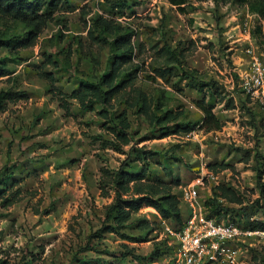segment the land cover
<instances>
[{"label":"rangeland","instance_id":"rangeland-1","mask_svg":"<svg viewBox=\"0 0 264 264\" xmlns=\"http://www.w3.org/2000/svg\"><path fill=\"white\" fill-rule=\"evenodd\" d=\"M125 1L62 0L55 19L34 45L0 49L10 71L0 75V92L26 94L5 100V109L0 110V171L7 168L11 176L0 183V264H179L152 206H143L120 232L105 228L116 191L107 185L109 195L102 196L103 168L139 172L147 162L151 180H180L173 186V193L180 196V185L190 182L206 163L243 199L242 204L224 201L236 209L230 217L247 225L264 221V200L256 203L260 182L264 184V96L247 91L241 78L251 72L253 55L264 66V16H253L236 0H190L185 11L170 0ZM98 15L135 29L136 85L156 97L166 90L165 106L184 111L178 122L196 123L190 134L160 137L136 109L128 108L132 140L119 151L104 141L114 140L107 125L127 109L126 103L117 102L110 118H105L98 113L101 104L85 111L78 100L64 95L87 75L108 69L109 47L88 37L87 24ZM26 30L0 19V38L15 42ZM70 44L73 56L68 63L62 49ZM170 48L183 57L166 79L155 68L165 65ZM47 54L54 56L57 67L47 62ZM93 56L101 61L99 66ZM186 69L196 71L195 80L182 78ZM198 80L216 81L221 95L200 91ZM203 102L214 104L222 128L204 127ZM145 150L156 153L144 160L138 155ZM211 192L215 194L214 185ZM202 194L211 197L207 190ZM244 205L249 207L246 212L238 210ZM182 209L186 217L183 203ZM252 247L247 255H253L252 264H260L257 250L264 242ZM137 255L146 258L136 259Z\"/></svg>","mask_w":264,"mask_h":264},{"label":"trees","instance_id":"trees-1","mask_svg":"<svg viewBox=\"0 0 264 264\" xmlns=\"http://www.w3.org/2000/svg\"><path fill=\"white\" fill-rule=\"evenodd\" d=\"M62 0H0V19L12 20L21 24L27 30L25 34L13 42L9 38H0V49L2 47L17 48L29 47L34 45L43 30L48 26L49 22L55 19V11ZM203 1V0H198ZM224 3L233 0H220ZM243 5H246L253 13L264 16V0H236ZM174 5H177L181 11H185V4L190 0H170ZM126 1L123 0V4ZM63 22V20H62ZM88 37L103 43L109 47L111 57L109 60L108 69L102 73H91L87 75L85 80H82L79 87L74 89L70 94H64L66 97L78 100L82 110H96L95 104L99 103L103 106L98 113L110 118V109L114 108L117 102H125L127 109L123 110L118 115H114L113 125H107V129L115 137L114 140L104 141L106 145H113L117 150L124 151V145L130 144L132 140L131 120L129 119L128 108L136 109L139 116L145 118L149 126L156 131H160V137H165L182 131L191 132L195 129L196 123H180L178 120L184 114L183 110H173L167 108L163 98L166 99V90L162 89L159 96H153L146 90L136 85L135 73L137 71L136 63H134V41L133 37L136 31L133 27L127 24H122L118 20L108 19L102 15L93 18L92 23L87 24ZM62 37V36H61ZM76 43L81 46L82 41ZM66 55L65 61L71 62L73 56L72 46L62 49ZM165 65L155 68L156 74L162 78H166L174 74L173 64L180 63L183 53L176 51L175 48H170L165 53ZM47 62L58 66L57 60L51 54L46 55ZM92 62L95 66H99L101 61L96 56L92 57ZM195 70H183L182 78L189 81L195 80ZM10 73L4 58L0 57V75ZM51 80H55L54 75L49 74ZM200 91L207 89L210 95L220 94L218 83L216 81L203 82L198 80ZM23 91H2L0 92V110L5 109V100L20 99L25 96ZM221 95V94H220ZM205 100V99H203ZM63 105L69 111V102L63 98ZM232 100H230L231 102ZM203 111V125L208 130L220 129L223 122L218 119L214 112V104L201 103ZM173 124V125H172ZM172 125V126H171ZM116 139V140H115ZM156 151L145 150L138 156L144 160L148 159ZM149 164L146 162L139 172H130L120 167L117 170L102 169L100 179V188L102 196H108L106 190L107 185H113L116 191L114 201L108 207L105 215V228L110 232H120L134 220L135 214L140 211L143 206L154 207L162 218L168 220L175 226H181L184 220L181 198L178 194L173 193V186L179 185L180 180H173L171 183L165 181L151 180L149 174ZM7 169V168H6ZM6 169L0 171V183L7 182L11 177L7 175ZM213 169V168H212ZM217 170V168L214 167ZM12 173V172H11ZM6 175V176H5ZM232 203H243V199L239 192L233 186L226 183H221L215 186V194L208 198L206 206L209 216H216L218 219L230 218V211L233 209L224 201ZM264 200V184L260 182V196L256 199L259 205ZM6 201L11 200L6 199ZM248 206H241L238 210L247 211ZM236 210V209H233ZM112 220L113 223H109ZM239 222L238 220L233 219ZM142 223L149 228L150 223L146 218H143ZM139 220L138 225H141ZM245 224V223H241ZM254 228H263L264 221L250 224ZM152 229V228H151ZM128 237V236H127ZM145 240V239H144ZM175 248V246H174ZM260 254V264H264V247L262 250H257ZM146 257L136 256V259H144Z\"/></svg>","mask_w":264,"mask_h":264},{"label":"built area","instance_id":"built-area-1","mask_svg":"<svg viewBox=\"0 0 264 264\" xmlns=\"http://www.w3.org/2000/svg\"><path fill=\"white\" fill-rule=\"evenodd\" d=\"M241 78L247 91L264 96V66L257 56L251 58V72L241 74ZM220 184L219 174L203 163L190 182L180 185L181 202L187 209L182 225L175 226L159 214L164 233L175 246L177 263L252 264L253 255L247 253H251L252 246L264 242L263 228L208 215L209 196L204 197L202 191L207 190L212 196L211 187Z\"/></svg>","mask_w":264,"mask_h":264},{"label":"crops","instance_id":"crops-1","mask_svg":"<svg viewBox=\"0 0 264 264\" xmlns=\"http://www.w3.org/2000/svg\"><path fill=\"white\" fill-rule=\"evenodd\" d=\"M253 13V12H252ZM253 14H257V13H253ZM246 38L248 39V40H250V33L249 32H247V35H246Z\"/></svg>","mask_w":264,"mask_h":264}]
</instances>
